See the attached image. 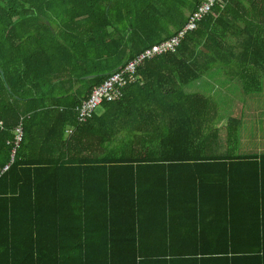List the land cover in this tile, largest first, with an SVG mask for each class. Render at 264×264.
Here are the masks:
<instances>
[{
    "label": "trees",
    "instance_id": "obj_1",
    "mask_svg": "<svg viewBox=\"0 0 264 264\" xmlns=\"http://www.w3.org/2000/svg\"><path fill=\"white\" fill-rule=\"evenodd\" d=\"M202 2L0 0V264H264V154L236 157L241 119L220 125L218 100L185 90L217 71L262 93L264 0L217 2L119 100L78 119L92 91ZM173 165L187 167L182 181ZM208 199L249 213L213 217ZM181 201L192 205L175 220Z\"/></svg>",
    "mask_w": 264,
    "mask_h": 264
},
{
    "label": "built area",
    "instance_id": "obj_2",
    "mask_svg": "<svg viewBox=\"0 0 264 264\" xmlns=\"http://www.w3.org/2000/svg\"><path fill=\"white\" fill-rule=\"evenodd\" d=\"M221 0H203L199 8L189 16V20L184 29L177 32L172 38L164 41L152 48L144 51L122 66L120 69L111 74L106 81L92 91L91 96L85 101L78 110V119L84 123L92 118L95 109L100 106L102 102L111 103L121 98L122 90L129 84H136L138 82L137 71L138 68L146 61L157 56L167 53L176 52L180 46L185 35L196 29L197 23L202 20L204 16L212 11L214 4ZM3 128V123L0 119V129ZM23 129L18 127L16 129L15 146L17 147L23 139ZM15 153V150H14ZM7 169V168H6Z\"/></svg>",
    "mask_w": 264,
    "mask_h": 264
},
{
    "label": "crops",
    "instance_id": "obj_3",
    "mask_svg": "<svg viewBox=\"0 0 264 264\" xmlns=\"http://www.w3.org/2000/svg\"><path fill=\"white\" fill-rule=\"evenodd\" d=\"M200 81H204V82L202 84L200 83L199 89L202 88V89H205L206 91H210V93L215 94V98H216V96H220L219 95L220 93H221V95L231 97L230 98L231 102L229 103L230 107H234L235 103H233V102H237L236 98L241 94V93H239V90H238V88H237L235 83L228 82V79L226 78L224 73H219L218 72V73L214 74L213 72H210V73H207L204 77H202L200 79ZM191 86H193V84L185 89L187 93H190L188 91V89ZM220 108H221V106H220ZM224 110L225 109L221 108L222 118H224V120H222L220 125L225 124L230 119V117H232V115H229V114L225 115ZM230 111L231 110L229 109L228 112H230ZM99 113H100V109H99ZM256 149L257 150H251L249 152H244V151L236 152L235 156L238 157V158L249 157V156H252V155L260 157L262 154H264V146L259 145ZM220 154L222 156H226L227 155L226 151H221ZM211 169L212 168H210V167L205 168L206 173L210 174ZM186 170H187V167H183L181 165H173V166L170 167L171 174L173 176L178 175V180L179 181H182V179L184 178L183 175H184V172H186ZM208 176H210V175H208ZM206 203H207V205H210L212 208H214V209L211 210V213H210L213 217H215V216H220L221 217V213L225 212L226 208L229 207V205H232V207H233V213L232 214H235V216H237V217L238 216H244L246 214L248 215V213H249V211L246 208H244V209L241 208V206L243 205L242 202H236L235 201V202L230 204V202H226L225 200H221V199L220 200L208 199L206 201ZM147 205H153V204L147 203ZM157 205H161V204H157ZM172 205L175 207V210L172 209L171 210V214L175 218V220H178V219H181L180 217H186L188 215V211L186 209V206L192 205V204H190L189 202L181 201L179 203H173ZM145 207L148 208V209L144 210V211H146L144 214H146L147 216H151V214H153V213L156 214V215L157 214H161L159 211H154V210L148 211L149 207L148 206H145ZM150 208H152V207H150ZM216 208H219V209H216ZM164 237L165 236L161 235V238H164ZM175 237H177L179 239H182L181 237H186V236H181L180 237V235H177ZM183 249H184V251H183ZM188 250H189V248H187V244H184V246L179 248V251H183V252H187ZM145 252H149V250H146ZM184 254H186V253H184ZM204 263H210V259L204 261Z\"/></svg>",
    "mask_w": 264,
    "mask_h": 264
},
{
    "label": "rangeland",
    "instance_id": "obj_4",
    "mask_svg": "<svg viewBox=\"0 0 264 264\" xmlns=\"http://www.w3.org/2000/svg\"><path fill=\"white\" fill-rule=\"evenodd\" d=\"M213 73L215 74L218 72L213 71ZM203 82L204 81H199L193 84L188 91L191 94L201 93L206 96L213 95L215 97V94L210 93V91H206L202 88L199 89L200 83L202 84ZM262 83V93L250 95H243L241 86L235 83L241 94L236 98L237 102H233L235 103L234 107L229 106L231 97L221 95V93L219 94L220 96H216L221 108L225 109V115H232L242 121V127L240 129V148L238 152H249L251 150H257L256 148L259 145L264 146V75ZM229 109L231 110L230 112H228ZM95 113H99V107L95 109ZM221 143L222 147H226L225 149L228 148V131L226 129H222Z\"/></svg>",
    "mask_w": 264,
    "mask_h": 264
}]
</instances>
